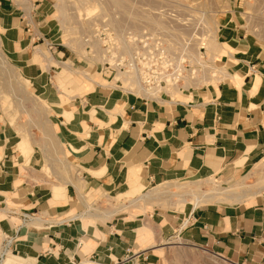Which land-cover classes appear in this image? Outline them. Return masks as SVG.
I'll list each match as a JSON object with an SVG mask.
<instances>
[{
  "label": "crops",
  "instance_id": "0c3cea01",
  "mask_svg": "<svg viewBox=\"0 0 264 264\" xmlns=\"http://www.w3.org/2000/svg\"><path fill=\"white\" fill-rule=\"evenodd\" d=\"M239 10L219 19L210 82L156 93L129 91L59 42L50 0H0L3 52L56 145L30 140L26 159L0 107V244L12 240L2 264H160L158 246L176 234L233 264H264V191L180 212L121 205L168 183L231 182L264 160V44Z\"/></svg>",
  "mask_w": 264,
  "mask_h": 264
},
{
  "label": "rangeland",
  "instance_id": "374dc122",
  "mask_svg": "<svg viewBox=\"0 0 264 264\" xmlns=\"http://www.w3.org/2000/svg\"><path fill=\"white\" fill-rule=\"evenodd\" d=\"M50 1L59 42L75 54L84 55L91 60L84 42L98 27L109 29L112 35H124L128 32L141 34L158 31L162 33L173 49L186 54V62L191 61L192 70L196 72L194 73L196 75L190 76L186 84H179L187 85V87L207 84L218 71L216 58L212 59L211 53L218 54L215 39L217 41L219 19L231 5L238 6L245 27L264 44V0ZM96 48L98 49V46ZM0 53V107L6 118L16 128L20 142L25 140L32 148L30 142L32 140L37 145L48 148L50 153H55L56 145L50 137L47 111L39 102V98L29 89V83L22 77L18 68L5 56L1 39ZM3 62H7V65ZM92 62L98 64L100 59H93ZM201 73L205 75V78L197 79ZM186 76L189 74L186 73ZM246 174L248 176L240 182L243 186H240L239 191L237 190L240 194L234 193L229 198L212 197L217 186H229ZM163 186L162 188L171 192L172 196L167 195L168 198L159 199L158 203L154 199L135 201L124 212L132 213L134 210V215H139L136 212L139 207L149 208L146 211L157 207L166 211L180 212L186 205L195 207L197 204L198 206L240 204L264 191V160L231 182H224L213 177L209 180H191L184 183H168ZM250 187L255 189L254 192L260 191L255 195L246 193L245 191ZM155 189H161V187L157 186ZM151 190L154 189L150 188L143 194ZM202 194L211 197L202 198ZM111 201L102 199L99 203L102 204V208H107V204L115 206L117 198ZM129 207L132 208L128 209ZM158 249L160 264H233L232 261L224 260L214 253L189 243L178 234L171 239L163 240Z\"/></svg>",
  "mask_w": 264,
  "mask_h": 264
},
{
  "label": "built area",
  "instance_id": "2783aa9c",
  "mask_svg": "<svg viewBox=\"0 0 264 264\" xmlns=\"http://www.w3.org/2000/svg\"><path fill=\"white\" fill-rule=\"evenodd\" d=\"M108 31L107 28H96L85 39L86 49L92 60L100 59L98 64L102 68L120 74L129 91L137 90L131 87V82H137L139 88L153 92L161 85L178 86L185 83L182 75L188 73L193 76L196 73L192 70L191 61L186 62V54L173 49L158 31L141 34L128 32L124 35H112ZM201 74L197 79L205 78ZM11 244L10 238L0 244V264L9 253Z\"/></svg>",
  "mask_w": 264,
  "mask_h": 264
},
{
  "label": "bare ground",
  "instance_id": "6f19581e",
  "mask_svg": "<svg viewBox=\"0 0 264 264\" xmlns=\"http://www.w3.org/2000/svg\"><path fill=\"white\" fill-rule=\"evenodd\" d=\"M213 49V46H212V48H211V50ZM1 54V53H0ZM1 57V56H0ZM4 60V59H3ZM5 65H7L6 63L7 62H3ZM182 72H183V69H182ZM196 74H194L193 73V76H195ZM119 76H121L120 74H119ZM192 77V74H190L189 76H183L182 75V77H183V80H184V82H185V84H186V82L188 81V78L189 77ZM124 82L126 83V81L124 80ZM132 84H131V87H133L134 89L136 88V89H138L139 88V86H138V83L137 82H131ZM172 88H174V87H172ZM176 88V87H175ZM184 89H186V88H184ZM139 90V89H138ZM165 90H166V88H165ZM167 90H168V88H167ZM20 90H18V92H19ZM161 91V90H160ZM160 91H159V93H160ZM163 91V90H162ZM172 91H174V89H172ZM171 91V92H172ZM177 91H179V90H177V88H176V93H179V92H177ZM21 93H22V91H20ZM154 92H156V90L154 91ZM186 92V91H185ZM156 93H158V92H156ZM164 93V92H163ZM175 94V93H174ZM151 95H152V93H151ZM155 95V94H154ZM169 95H171V94H169ZM173 95V94H172ZM175 96V95H174ZM27 100V99H26ZM25 101V100H24ZM21 102V101H20ZM18 151H20L22 154H23V156L27 159V157L30 155V153H31V151H32V148L30 147V146H28V144H27V142H25V140H22L21 142L19 141V143H18ZM21 154V155H22ZM25 166V165H24ZM29 166V165H28ZM248 175H246V176H244L243 178H241V179H239L237 182H235V183H233V184H231V185H227L226 187H223L222 185H221V187L220 186H217L216 187V189L214 190V195L212 196V197H216V196H222V197H224V198H229L232 194H240L239 192L237 193V190L239 191L240 190V186H241V184H240V182H242V180L244 179V178H246ZM245 181V180H244ZM246 182V181H245ZM243 186V185H242ZM241 186V187H242ZM244 186H246L245 184H244ZM159 187H161V189H154V190H151V191H149V192H147V193H145V194H141V195H139L138 196V198H136V199H130L128 202H126V203H123V204H121V205H124V206H126V205H131V204H133L135 201H140V200H142V201H149V200H152V199H162V198H164V197H166V198H168V196H172V193L171 192H169L167 189H165V188H162V187H164L163 185L162 186H159ZM172 188H173V186H172ZM243 189H244V187H243ZM254 188L253 187H250V189L249 190H246L245 192L247 193H251V195H255L256 193H258L260 190H257L258 192H254ZM261 190H262V188H261ZM232 191H234V192H232ZM175 192V191H174ZM245 192H242V193H244L245 194ZM168 195V196H167ZM179 195V194H178ZM182 195V194H181ZM180 195V196H181ZM202 196H203V194H202ZM103 197V196H102ZM183 197V196H182ZM208 197H211V196H207V195H204L202 198H208ZM103 199V198H102ZM182 199V198H181ZM180 199V200H181ZM221 200V199H220ZM207 201H209V200H207ZM224 201V200H223ZM169 202V201H168ZM160 203H162V202H160ZM163 203H165V202H163ZM198 206V204L197 205H195V207H197ZM90 209H93V208H90Z\"/></svg>",
  "mask_w": 264,
  "mask_h": 264
}]
</instances>
